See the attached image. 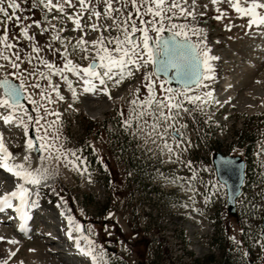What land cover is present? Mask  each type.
Here are the masks:
<instances>
[{
	"label": "rangeland",
	"instance_id": "374dc122",
	"mask_svg": "<svg viewBox=\"0 0 264 264\" xmlns=\"http://www.w3.org/2000/svg\"><path fill=\"white\" fill-rule=\"evenodd\" d=\"M204 4L208 5L207 9L198 7V11L205 14L198 16L194 23L202 30L201 37L209 45L210 54L217 57L213 63L214 79L209 88L215 100L220 103L210 102L204 113L196 111L191 116L183 117L182 122L187 124L185 136L190 138L191 143L181 145L182 148L187 147L181 154L183 161L181 164L168 160L167 151L160 150L162 145L159 140L153 143L152 137L133 134L135 122L128 130L122 126L123 118L128 115L129 101L133 99L134 88L140 87L138 95L141 99L146 95L141 73H137L130 80H125L117 87H110L111 99L98 91L84 92L80 87L82 82L78 83L74 74L66 73L77 89V99L73 100L64 82L58 77H53V82L59 83L60 92L65 98L51 106L60 116V143L66 150H82L77 152V156L84 159L85 163L80 164V167H86L87 171L82 173L71 166H66L63 160L57 162L54 153L48 165L55 170L57 178L51 186L46 187L47 189H40V202L37 208H42L41 212L45 211V215L55 216L58 209H61V207L57 209V204L61 202L59 198L63 197L74 218L88 231L96 246L104 248L108 264H220L225 251L230 252L231 259L238 264H246V257L251 258L253 264H264V250L256 242L259 239L252 238L251 233L259 231V214L264 213V30L255 26L249 28L248 18L238 16L226 4H221L220 7L228 9V16L216 20L214 17L217 12L210 0H197L198 6ZM98 9L103 11V5L98 4ZM31 11L26 14L31 15ZM34 11L35 15L32 18L41 19L43 14L40 9ZM188 20L192 22L190 17ZM101 21L111 24V20L103 17ZM229 21L232 27L227 29L225 25ZM174 22L185 21L181 18ZM57 27L65 29L60 35L71 43H75L82 35L79 30H72L70 22L58 24ZM84 31L85 40L98 37L95 31L86 28ZM14 34L18 35L9 25L10 39ZM103 35L116 36L117 33L110 31L104 32ZM191 39L195 41L198 37L193 35ZM36 40L43 49L40 55L60 64L63 56L57 58L47 51L49 43L55 47L60 45L51 40L49 34L40 35L38 31ZM17 43L22 49V56L25 51H29L26 47L27 41L21 40ZM71 43L68 48L69 58L74 64L86 66L94 53H89L85 59L82 52L72 50ZM108 47L111 48L113 45ZM21 67L31 66L22 64ZM8 70L12 71L10 68ZM147 70H152L150 65ZM10 78L18 81L14 77ZM225 84L229 88H225ZM193 89L197 91L195 87ZM29 92L35 95L32 88H29ZM52 95L55 99V93ZM24 105L29 114L34 115L33 106L28 100H25ZM121 112L124 114L123 117ZM47 119L52 120L54 117ZM240 130L243 135L253 134L246 140L247 143L248 140L254 139L256 143L250 153L237 139L236 131ZM0 133L5 137V144L15 153L23 152L27 139L36 136L31 125L26 136L22 126L5 124L2 118ZM134 150L139 156L135 157V160H142L146 164L151 160L161 169L160 173L168 170L166 173L171 174L163 178L158 176L150 180V183L140 180L138 170L137 173L134 172L129 164V155ZM215 151L240 155L258 171L255 175L256 181L251 186L252 191L258 195L251 204V207L259 206L256 207L258 217L255 214L251 221L242 218L243 224L249 227L247 230L242 224L247 243L243 242L240 220L227 210L225 186L214 178L212 155ZM32 153L36 158V152ZM191 159L198 160L201 165L192 166L188 172L186 164ZM192 169L200 172L201 191L202 185L206 188L208 182L216 187L203 194L194 192L191 195L187 191L181 197L167 192L164 193L168 196L146 194L149 185H152L154 190H161V187L169 190L168 185L173 178L184 179L185 172L192 173ZM134 175L139 181L134 180ZM0 176H2L0 194L19 182L15 177H4L8 176L6 172L0 171ZM175 183L180 184L179 180ZM54 193H58L59 196ZM205 196L210 197L208 202H205ZM108 213H112V216ZM53 218L51 223L54 225L37 220V226H34L31 232L34 239L23 237L18 245L9 242L11 232L7 236H0L5 238L0 239V260H7L8 264L20 262L54 264L56 261L57 264H89L57 251L61 248L60 240L63 241L65 235L63 226L55 223L59 218L55 221ZM0 224L8 232L11 231L8 228L9 224L3 222ZM41 233L50 234L53 238L40 235ZM233 237L235 239H232ZM248 246L252 247L248 249ZM10 252L15 254L9 259ZM210 256H213V259Z\"/></svg>",
	"mask_w": 264,
	"mask_h": 264
},
{
	"label": "snow or ice",
	"instance_id": "6c2138e0",
	"mask_svg": "<svg viewBox=\"0 0 264 264\" xmlns=\"http://www.w3.org/2000/svg\"><path fill=\"white\" fill-rule=\"evenodd\" d=\"M210 3L217 12L214 17L216 20L228 16V9L220 7L221 4H226L238 16L248 18L249 28L255 26L264 30V0H210ZM98 4L103 5V11L98 9ZM198 7L207 9L208 5L198 6L197 0H0V71L4 73L0 77V89L3 90L0 108L7 111L0 118L5 124L22 126L26 136L30 125L36 132L35 138L27 139L22 160H17L7 149L3 134L0 133V168L12 173L20 181L15 190L0 195V212L5 208H14L21 220L27 219L26 207L30 203L32 207L37 205L35 200L30 202V197L33 194L39 197L41 182L52 175L47 162L53 159L54 153L57 162L63 160L66 166L82 173L87 171L86 167H80V164L85 163L84 159L77 156V152L82 150H66L60 143V116L51 107L57 101L65 99L60 92L59 83H54L53 77L63 81L71 92L72 99H77V89L66 73L74 74L77 82H82L80 87L84 92L98 91L108 95L110 99V87H117L141 73L146 95L141 99L138 95L140 87L134 88L128 115L123 118L122 126L128 130L135 122L133 134L152 137L153 143L159 140L162 145L160 150L167 151L170 162L183 163L181 154L187 147L182 148L181 145L191 143L190 138L185 136L187 124L182 122L183 117L191 116L196 111L204 113L210 102L220 103L215 100L209 88L214 79V65L211 62L217 57L210 54L209 45L201 37L202 30L194 23L198 16L205 14L198 11ZM37 8L43 14L41 19L32 18ZM29 10H32L31 15L26 14ZM53 12L56 15L50 16ZM101 17L111 20V24L102 23ZM189 17L192 22H189ZM181 18L184 23L174 22ZM68 22L72 24L73 31L79 30L82 33L75 43L62 37L60 32L65 29L57 27L58 24ZM9 25L18 33L11 39ZM231 27L229 21L225 28ZM85 28L97 32L98 37L85 40ZM166 28L171 33L167 37L162 35ZM37 31L40 35L49 34V38L60 45H47L48 52L57 58L63 56L60 64L40 55L43 49L36 40ZM110 31H115L117 35H103ZM193 35L198 39L193 41ZM21 40L27 41L26 47L29 49L23 56L17 43ZM70 43L72 50L82 52L85 59L89 53H94L86 66L74 64L69 58ZM22 64L31 67H21ZM149 65L151 71L147 70ZM10 77H14L19 83H14ZM173 80L182 85V90L170 86ZM193 86L197 91H194ZM29 88L35 90V95L29 92ZM24 100H28L33 106L34 115L29 114ZM121 116H124L123 112ZM48 117L54 119L49 120ZM92 150L95 151V148ZM33 151L40 162L35 168L32 167ZM186 166L191 169L192 162L187 161ZM195 176L196 171L192 169V177L189 179ZM180 179L182 178L175 177L170 182L175 183ZM28 185L36 186L35 191ZM189 190L195 192V188L191 186ZM54 194L59 196L58 193ZM14 199L19 201L17 205L13 204ZM59 199L62 203H58L57 207L66 205L63 197ZM209 199V196H205V202ZM108 215L112 216V213ZM67 220V235L75 241L80 253L89 257L91 264H108L104 248L96 246L91 235L84 233L83 226L73 216L68 215ZM20 231H25L23 225ZM73 231L79 235L73 236ZM81 240L84 241L83 245ZM9 242L18 243L15 239ZM256 242L264 250V232ZM14 254L10 252L9 259ZM0 264L8 262L0 260Z\"/></svg>",
	"mask_w": 264,
	"mask_h": 264
},
{
	"label": "water",
	"instance_id": "95a60500",
	"mask_svg": "<svg viewBox=\"0 0 264 264\" xmlns=\"http://www.w3.org/2000/svg\"><path fill=\"white\" fill-rule=\"evenodd\" d=\"M171 33L165 31L164 36H169ZM12 79V78H10ZM14 83H19L13 79ZM171 87L177 89L182 88V85L173 80ZM194 87V86H193ZM25 102V100L23 101ZM213 165L216 170L218 180L224 183L227 188V204L228 211L233 216H237L236 201L241 194L242 185L245 178V161L239 155H225L220 151L213 154ZM230 162V163H229ZM263 232H264V219H263Z\"/></svg>",
	"mask_w": 264,
	"mask_h": 264
},
{
	"label": "bare ground",
	"instance_id": "6f19581e",
	"mask_svg": "<svg viewBox=\"0 0 264 264\" xmlns=\"http://www.w3.org/2000/svg\"><path fill=\"white\" fill-rule=\"evenodd\" d=\"M212 64L214 63V60L211 62ZM214 74H215V72H214ZM1 76H3V72H0V77ZM225 88H229L228 87V85L227 84H225ZM3 94V92H2V89H0V95H2ZM7 114V111L5 110V109H2V108H0V116H2V115H6ZM10 124V123H9ZM12 124H14L15 125V123H12ZM4 136V135H3ZM5 137H3V140H4V143H5V139H4ZM5 146L7 147V149L11 152V153H13V155L16 157V159L17 160H22V158H23V155H24V152H25V149H24V151L23 152H20V153H15L14 151H12L11 149H9L10 147L9 146H7L6 144H5ZM9 147V148H8ZM31 156H32V167L33 168H35L40 162L38 161V159L37 158H34V156H33V153H31ZM48 163V162H47ZM49 166V165H48ZM0 171L1 172H3V173H5L6 172V175H8V176H4V177H6V178H14L15 176L12 174V173H10V172H7L5 169H2V168H0ZM49 171L50 172H52V175L46 180V181H42L41 182V185H47L46 187H49L48 185H52V183H53V181L57 178V173L55 172V170H53V168L51 169V167L49 166ZM4 175V174H3ZM0 177H2V176H0ZM16 178V177H15ZM18 179V178H17ZM0 181H1V179H0ZM18 183H20V181L18 182ZM17 183V184H18ZM16 184V185H17ZM16 185H14V187H12V188H9L7 191H5V192H11V191H13V190H15L16 189ZM28 187H30L32 190H33V192L35 191L34 190V187L32 186V185H28ZM4 192V193H5ZM3 193V194H4ZM3 194H0V195H3ZM32 200H35L36 202H37V205H38V203L40 202V195H39V197H36L34 194L30 197V202L32 201ZM13 204L14 205H17L18 203H19V201L18 200H16V199H14L13 201ZM60 203H62V202H60ZM37 205H36V207H37ZM57 209H58V207H57ZM27 212H31L32 214L35 212V207H32L31 206V203L29 204V206L28 207H26V209H25ZM58 212L59 213H64L65 214V216H68V215H71V216H73V214H72V212H71V210H70V208L67 206V205H62L61 206V209L59 210L58 209ZM74 217V216H73ZM19 218V217H18ZM2 220V217H0V221ZM18 220V219H17ZM75 221H77L76 219H75ZM51 222V221H50ZM78 222V221H77ZM1 223V222H0ZM50 225H54V224H52V223H49ZM80 224V223H79ZM4 225V224H3ZM12 225H15L16 226V228L15 229H10L11 231H7V230H5V227H3L2 226V224H0V236H3V235H5V236H7V234L8 233H10L11 232V234L12 233H14V234H8L9 236H10V239L12 240V239H15L16 241H18V243H21L22 242V240L21 239H23V237H25V238H28V239H34L33 238V234H31V232H32V230L31 229H25V231L24 232H22V231H20V228H21V224H18V222H16V223H12ZM57 226H59V225H57ZM45 228H46V226H45ZM44 228V229H45ZM84 229V233L85 234H89L88 233V231L85 229V228H83ZM17 235H16V234ZM31 234V235H30ZM74 236H77V235H79V233H77V232H75V231H73V233H72ZM40 235H45V236H47V237H50V238H53V236H51L50 234H45V233H41ZM39 236V235H38ZM35 238H37V237H35ZM18 243H16V245H18ZM25 244V243H24ZM81 244L83 245L84 244V241L83 240H81ZM22 245H23V243H22ZM76 248V247H75ZM57 251H62V246H61V248L59 249V250H57ZM66 258V257H65ZM59 262V261H58ZM54 264H57V261L56 262H54Z\"/></svg>",
	"mask_w": 264,
	"mask_h": 264
},
{
	"label": "trees",
	"instance_id": "16d2710c",
	"mask_svg": "<svg viewBox=\"0 0 264 264\" xmlns=\"http://www.w3.org/2000/svg\"><path fill=\"white\" fill-rule=\"evenodd\" d=\"M249 136H252V134H247L245 137H243L242 139H247ZM253 143H249L246 145L247 148V152L250 153L251 149H252ZM134 155V156H133ZM135 157H139L138 154H136V151L134 150L133 153L131 155H129V164L131 165L132 168H135L136 171L138 170V172L141 174L144 171H146L148 174H150V176H154L158 173H160V171L158 169H155L153 164H146L144 161L142 160H136L134 161ZM251 164L247 163V169L248 167H250ZM243 236H245L244 232H243ZM210 258L213 259V256H210ZM211 260V259H210ZM210 260H208L210 262ZM211 263V262H210ZM208 264V263H206ZM220 264H238V262H236L235 260L231 259L230 256V252L229 253H225L224 256V260L222 261V263Z\"/></svg>",
	"mask_w": 264,
	"mask_h": 264
}]
</instances>
